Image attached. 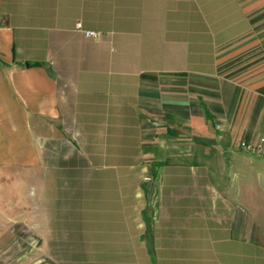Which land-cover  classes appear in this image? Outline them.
<instances>
[{
  "label": "crops",
  "instance_id": "crops-1",
  "mask_svg": "<svg viewBox=\"0 0 264 264\" xmlns=\"http://www.w3.org/2000/svg\"><path fill=\"white\" fill-rule=\"evenodd\" d=\"M262 137L264 0H0V264H264Z\"/></svg>",
  "mask_w": 264,
  "mask_h": 264
},
{
  "label": "rangeland",
  "instance_id": "rangeland-1",
  "mask_svg": "<svg viewBox=\"0 0 264 264\" xmlns=\"http://www.w3.org/2000/svg\"><path fill=\"white\" fill-rule=\"evenodd\" d=\"M260 138L257 141H241L240 146L243 143L247 144H259L262 142ZM243 148V146H242ZM247 151V150H246ZM249 161L261 160L258 155L264 154H253L250 151H247ZM245 173V181L243 182V189L247 194V198L244 199L246 205V211H243L244 218H247V235L249 240L257 239L258 242L264 241V170L255 168V165L249 163L248 167L243 168ZM260 173V174H259ZM243 191V192H244ZM0 193H1V183H0ZM0 205H1V196H0ZM238 233V232H237ZM253 247L249 248V254L256 253ZM255 251V252H254ZM258 254V253H257ZM254 259V258H252Z\"/></svg>",
  "mask_w": 264,
  "mask_h": 264
},
{
  "label": "built area",
  "instance_id": "built-area-1",
  "mask_svg": "<svg viewBox=\"0 0 264 264\" xmlns=\"http://www.w3.org/2000/svg\"><path fill=\"white\" fill-rule=\"evenodd\" d=\"M76 27L77 30L83 32L85 36L89 38L99 40L103 35L101 31L84 28L82 22H78ZM242 146L245 150L250 151L253 154L256 155L264 154V138L262 139V142H260L259 144L252 145V144L243 143Z\"/></svg>",
  "mask_w": 264,
  "mask_h": 264
}]
</instances>
